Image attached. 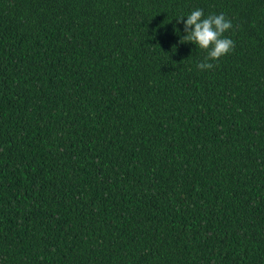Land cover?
<instances>
[{
  "label": "trees",
  "instance_id": "1",
  "mask_svg": "<svg viewBox=\"0 0 264 264\" xmlns=\"http://www.w3.org/2000/svg\"><path fill=\"white\" fill-rule=\"evenodd\" d=\"M0 264H264V0H0Z\"/></svg>",
  "mask_w": 264,
  "mask_h": 264
},
{
  "label": "clouds",
  "instance_id": "2",
  "mask_svg": "<svg viewBox=\"0 0 264 264\" xmlns=\"http://www.w3.org/2000/svg\"><path fill=\"white\" fill-rule=\"evenodd\" d=\"M176 21L177 23L182 21L183 35L180 40L205 52L203 59L196 64L202 71L211 69L213 62L230 52L234 46L233 40L225 35L232 28V22L222 12L204 15L202 9L194 8L177 17Z\"/></svg>",
  "mask_w": 264,
  "mask_h": 264
}]
</instances>
